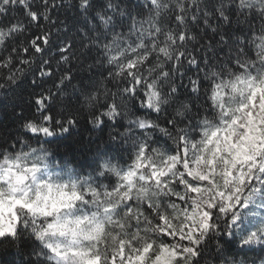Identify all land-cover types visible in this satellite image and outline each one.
I'll use <instances>...</instances> for the list:
<instances>
[{
  "label": "clouds",
  "instance_id": "9594fccd",
  "mask_svg": "<svg viewBox=\"0 0 264 264\" xmlns=\"http://www.w3.org/2000/svg\"><path fill=\"white\" fill-rule=\"evenodd\" d=\"M0 103V264H264V0H0Z\"/></svg>",
  "mask_w": 264,
  "mask_h": 264
},
{
  "label": "snow or ice",
  "instance_id": "6c2138e0",
  "mask_svg": "<svg viewBox=\"0 0 264 264\" xmlns=\"http://www.w3.org/2000/svg\"><path fill=\"white\" fill-rule=\"evenodd\" d=\"M182 39H183V37H182ZM35 43L42 45L43 42L37 40V41H35ZM34 50L35 51H40V48H35ZM177 188H179V185H177ZM193 191H194V189H193ZM181 200H183L182 197L181 198H177V202H180ZM241 203H243L242 200H237L236 201L237 205H239ZM181 208H183V204L182 203H181ZM232 208H233V206L231 204H229L226 209L222 208V209H220V211L221 212L230 211V210H232ZM245 208L247 209V205H245ZM194 215H195V212L190 207L187 219L189 221H193L194 222ZM201 215L207 216L209 221H211L214 218V214L209 213L207 211L203 212ZM155 219H156V224L158 226L161 223H164V224L168 223V217H166V216H158ZM236 219H238V218H233V223L236 222ZM171 227H172L171 225H168V228H161L160 229L161 235L164 237V240L168 242V245L171 244V240L169 239V237H171L173 235V232L168 230ZM208 228H209V223L208 222H204V223L200 224L199 228H196L195 230H193V223H189V224H187L184 227V232L183 233L176 232L175 235H176L177 239L182 240V241L188 240L190 238L191 243L193 245H197V244H199V241L196 239L195 233L199 232L201 230L207 231ZM221 233L222 234L219 237V240H218V243H217V247H220L221 245L227 243V241L225 239L227 233L223 232L222 229H221ZM233 235H234V233H233ZM153 246H154V242L153 243H149L147 245V247L144 249V251L147 252V251L151 250ZM187 252H191L193 255H197L198 252H199V249L197 247H195V246H193L191 248L185 246L182 249V251L177 252L175 248H170L167 245H162L161 257L160 258L164 262V264H178V262L183 259V254L187 253ZM169 254L171 256V259H169Z\"/></svg>",
  "mask_w": 264,
  "mask_h": 264
},
{
  "label": "trees",
  "instance_id": "16d2710c",
  "mask_svg": "<svg viewBox=\"0 0 264 264\" xmlns=\"http://www.w3.org/2000/svg\"><path fill=\"white\" fill-rule=\"evenodd\" d=\"M12 123H13L12 113L8 110V107L6 105L0 103V127H6V126L10 127ZM82 132H83V129L81 130V133H80L81 139H82ZM61 143L68 144L69 149L72 150V145L69 142V140L61 141ZM72 151H73V155H75L74 150ZM6 259L11 260L12 258L7 257Z\"/></svg>",
  "mask_w": 264,
  "mask_h": 264
}]
</instances>
